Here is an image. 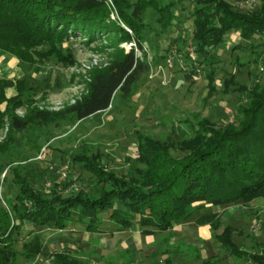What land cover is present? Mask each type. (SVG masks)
I'll return each mask as SVG.
<instances>
[{
  "label": "trees",
  "instance_id": "trees-1",
  "mask_svg": "<svg viewBox=\"0 0 264 264\" xmlns=\"http://www.w3.org/2000/svg\"><path fill=\"white\" fill-rule=\"evenodd\" d=\"M258 1L257 10L242 12L227 0H192L193 29L189 42L195 53L194 63L208 67L219 62L215 50L225 44L231 32L240 40L232 45L233 50L245 45L257 57L264 55V49L258 52L264 46V0ZM179 2L0 0V50L19 62L34 66L53 56L64 65L74 64L73 55L65 54L60 45L77 33L86 35V43L106 33L114 48L109 63L92 72L87 93L59 111L33 106V89L23 79L0 78V129L7 120L10 135L0 143V152L10 148L13 132L30 126L37 129L56 125L63 120L80 121L110 107L117 90L129 96L143 69L136 50L143 48L146 9L157 13L160 29L166 31L177 23L172 9ZM113 9L119 21L110 19ZM122 42H134L135 46L125 50L119 46ZM184 44L186 39L181 36L170 39L171 47L177 45L178 51ZM185 54L189 57L188 51ZM207 75L209 89H214L212 71ZM234 78L224 80L223 91H234L244 100L237 106L231 122L223 126L209 120L194 126L188 124L193 136L176 153L148 134L135 130L138 155L131 161L133 171L129 176L107 171L97 154L86 157L83 153L70 152V167L76 169L80 165L94 176L95 194L66 184L59 187V183H51L48 190H43L35 182L19 176L14 168L13 174L8 175L12 192L6 196L0 194V264H18L13 235L20 233L26 223L33 228L53 225L64 229L73 221L93 233L108 232L114 224L126 229L144 228L149 233L151 229L165 231L209 206L264 198V83L247 86ZM9 89H14L15 94L8 96ZM21 106H27L23 118L15 114ZM66 189L69 194L63 193ZM219 216L218 212L208 211L194 222L197 226L208 224L216 230ZM215 237L235 256L250 264H264V247L259 252H242L233 244L229 227ZM28 247L26 255L29 256L44 250L37 241ZM49 264L87 263L65 251H55Z\"/></svg>",
  "mask_w": 264,
  "mask_h": 264
},
{
  "label": "rangeland",
  "instance_id": "rangeland-1",
  "mask_svg": "<svg viewBox=\"0 0 264 264\" xmlns=\"http://www.w3.org/2000/svg\"><path fill=\"white\" fill-rule=\"evenodd\" d=\"M227 1L242 12L257 10L259 6L258 0ZM191 8L192 0H180L172 9L177 23L166 31H161L157 13L151 8L146 9L143 48L136 50L143 69L129 96L117 90L110 107L80 121L63 120L56 125L52 123L37 129L30 126L13 132L10 148L0 152V194L12 192L8 175L13 174L14 168L19 176L35 182L43 190H48L51 183H59V187L66 184L69 188H84L95 194L94 176L80 165H76V169L70 167V152L83 153L86 157L97 154L107 171L129 176L133 171L131 161L138 155L133 136L135 130L148 134L176 153L181 144L193 136L188 124L194 126L209 120L223 126L231 122L244 98L234 91L225 93L223 82L234 76L236 82L247 86L254 82L263 84L264 71L260 67H264V55L257 57L245 45L233 50L232 45L240 40L235 32H231L225 44L215 50L220 61L199 67L185 54L192 46L189 42L193 29ZM110 19L119 21L114 9ZM178 36L187 42L180 51L177 45H170V39ZM97 37L86 43V35L77 33L60 45L65 54L73 55L75 62L72 65H64L52 56L34 66L20 62L12 67L15 72L20 68L25 73L21 79L33 89V106L59 111L87 93L92 72L109 63L114 49L106 33ZM119 46L129 50L135 45L134 42H122ZM262 49L264 46L259 47L258 52ZM8 58L17 59L0 50L1 68ZM191 69H194L193 73ZM210 71L214 76V89L208 86ZM26 110L27 106L18 107L15 114L23 118ZM8 132L6 120L0 129V143L10 137ZM5 174L7 179H4ZM68 189L63 193L69 194ZM208 211L220 214L216 230L208 224L197 226L194 222L201 213ZM227 227L231 229V240L238 249L247 253L259 252L264 247V198L209 206L165 231L151 229L146 233L144 228L126 229L112 224L108 232L93 233L73 221L64 229L53 225L33 228L26 223L13 239H16L14 248L18 264H49L55 251H65L87 264H250L222 246L215 237ZM36 241L44 250L34 256L26 255L28 246Z\"/></svg>",
  "mask_w": 264,
  "mask_h": 264
},
{
  "label": "crops",
  "instance_id": "crops-1",
  "mask_svg": "<svg viewBox=\"0 0 264 264\" xmlns=\"http://www.w3.org/2000/svg\"><path fill=\"white\" fill-rule=\"evenodd\" d=\"M9 59V58H8ZM6 62L8 63H10V65L9 66H7L6 64H5V66H3L2 68H1V66H0V78H12V79H14V78H21L22 77V75H24L25 73H23V71H22V69H20L19 68V70H18V72H15V70L13 71V66L17 63V64H20V62H18V60L17 59H15L14 60V58H10L8 61H7V59H6ZM17 70V69H16ZM23 79V78H22ZM15 94V90L14 89H9L8 91H7V95L8 96H11V95H14ZM6 195V194H5ZM9 195V194H8Z\"/></svg>",
  "mask_w": 264,
  "mask_h": 264
},
{
  "label": "built area",
  "instance_id": "built-area-1",
  "mask_svg": "<svg viewBox=\"0 0 264 264\" xmlns=\"http://www.w3.org/2000/svg\"><path fill=\"white\" fill-rule=\"evenodd\" d=\"M189 53V56L191 57V58H193V59H195V53H194V51H193V48H192V46L189 48V51H188ZM197 71H199V69H196ZM260 70L261 71H264V67L263 66H261L260 67Z\"/></svg>",
  "mask_w": 264,
  "mask_h": 264
}]
</instances>
